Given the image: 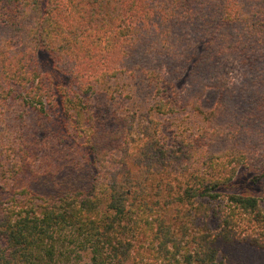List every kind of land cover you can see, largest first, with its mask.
<instances>
[{"label":"trees","instance_id":"1","mask_svg":"<svg viewBox=\"0 0 264 264\" xmlns=\"http://www.w3.org/2000/svg\"><path fill=\"white\" fill-rule=\"evenodd\" d=\"M230 59L245 66L239 83L222 69ZM190 61L179 91L167 74ZM119 84L146 88L138 123L136 111L103 120L94 109ZM9 102L53 114L61 140L83 144L62 178L25 157L9 170L0 264H250L243 254L264 250V195L228 190L240 167L264 180V0H0ZM184 110L195 133L169 134L162 118Z\"/></svg>","mask_w":264,"mask_h":264},{"label":"rangeland","instance_id":"2","mask_svg":"<svg viewBox=\"0 0 264 264\" xmlns=\"http://www.w3.org/2000/svg\"><path fill=\"white\" fill-rule=\"evenodd\" d=\"M192 44L195 45L196 41L193 40ZM152 58H156V61H159L160 64H162L160 60H163L162 65L167 69L166 59H162L157 55ZM38 61L44 72L53 71L52 61L46 53L41 51ZM191 64L192 61L187 64L183 73L175 74V78L171 74H167L168 78L166 80L173 82L171 79H174L177 90L183 91V87L188 83L187 74ZM222 69L228 78L227 80L236 83L241 82L246 75L245 66L242 65L240 59H230L228 62H223ZM55 74V79H58L59 76ZM69 79L74 83L75 79H72L70 76ZM143 88V90H136V93L133 94H128L126 92L127 89L122 84L116 86L115 90L117 92H114V88H108L105 92L98 95V97L95 96L96 98L93 99L94 109L103 120H107L114 113L126 114L136 111L135 122L138 123L136 119H139L142 111L147 109L148 96L147 92L145 93L146 88ZM92 90L93 87H86L84 95L86 97L92 95ZM81 91L83 90L81 89ZM209 92L206 98L211 95V91ZM187 114L192 117H189ZM172 116L162 118L163 127H165L169 134L176 133L181 137H192L197 126L196 116L194 114L191 115L186 110ZM108 125L112 126L111 123ZM60 134L61 130L58 125V119L53 114L41 118L38 115H34L33 111L24 109L17 102H9L5 107H0V191L2 187H7L10 175H8L9 170L11 168L17 169L23 157L27 159V162L31 163V167L35 171L49 168L55 174V177L58 178L76 173L81 166V162L79 160L77 162L78 152L76 148L80 147L81 149L83 139L69 135L61 140ZM251 176V173L249 171L246 172L243 167L238 168L234 176V183L228 190L262 197L264 195V180L250 183L248 180ZM174 181L177 182V179ZM210 221L212 227H214L215 221L213 219ZM252 249H248L243 254L244 258L242 259L250 264H264V250L255 251ZM238 250L236 253H238ZM87 257V253L82 252L80 256L81 263L87 262Z\"/></svg>","mask_w":264,"mask_h":264}]
</instances>
